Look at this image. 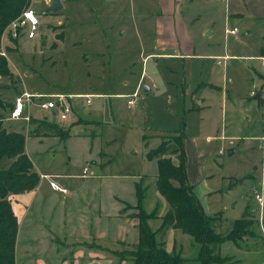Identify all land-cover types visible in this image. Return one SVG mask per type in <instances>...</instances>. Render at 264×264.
<instances>
[{
  "label": "rangeland",
  "instance_id": "obj_1",
  "mask_svg": "<svg viewBox=\"0 0 264 264\" xmlns=\"http://www.w3.org/2000/svg\"><path fill=\"white\" fill-rule=\"evenodd\" d=\"M154 2L65 0L54 15L44 13L45 0H31L29 4L41 15L36 37L18 35L12 43L10 23L0 36V55L6 58L11 71V76H0L4 83L0 85L1 99L10 105L22 83L35 90H64L77 96L88 91L130 96L142 66L135 17L142 11L155 10ZM217 3L211 21L214 35L205 37L210 45L206 51L232 57H204L200 62L186 61L184 67L180 62L155 66L149 61L145 63L148 76L142 87L151 91L145 93L141 87L131 108L126 107L125 97L96 98L92 107L88 106L102 116L101 128L88 129L101 133L106 153L100 157L103 165L93 164L87 141L67 138L72 133L71 125L80 119L53 122L66 135L47 137L41 143L33 134L40 122L37 107L32 106L34 116L28 125L3 120L7 131L25 136V152L37 174H64L63 183L75 191L73 196L63 195L52 190L47 180H40L36 201L22 207L20 213L16 209L17 194L9 196L18 221L15 264H132V247L138 240L135 182L157 173L155 159L145 155L143 136L149 138L148 134L156 130H178L163 133L161 141H173L175 135L183 132L188 178L204 212L222 217L218 232L225 233L234 220L247 213L255 215L254 236H248L238 246L224 242L221 255L233 257V264H264V203L256 198L257 193L264 196V66L259 59L264 1L230 0L232 11H244L242 19L234 20H225V6ZM61 20L67 21L66 34L63 41H56L54 33L61 35L65 25ZM233 26L239 29L237 35L225 33L226 28ZM207 31L210 34L211 28ZM122 32L135 34L125 37ZM21 57L28 63L25 67L18 63ZM200 78L204 84L198 87ZM8 111L0 110L5 116ZM156 144L151 141L153 147ZM229 148L235 150L232 156L226 153ZM97 150L93 147L91 154L99 157ZM10 162L3 160L1 166L7 167ZM84 167L88 169L87 177L81 176ZM146 183L142 180V187L149 185ZM153 183L146 192L144 208L151 212L157 207L158 215L148 219L151 228L157 229L168 203ZM122 223L131 231L125 240L116 238L117 227ZM100 229L103 238L96 232ZM42 239H48L49 245L45 253L39 254ZM162 240L165 248L174 249L186 260L184 264H201V246L190 235L168 228Z\"/></svg>",
  "mask_w": 264,
  "mask_h": 264
},
{
  "label": "trees",
  "instance_id": "obj_2",
  "mask_svg": "<svg viewBox=\"0 0 264 264\" xmlns=\"http://www.w3.org/2000/svg\"><path fill=\"white\" fill-rule=\"evenodd\" d=\"M29 2L30 0H0V36L9 23L18 19L22 11L29 6ZM20 34H24L22 29L19 31ZM10 40L12 43L16 42V38L11 37ZM0 76H11L7 60L1 55ZM6 108L11 110L0 97V110ZM5 118L7 116L0 112V264H15L18 221L9 196L33 190L38 185L40 177L33 170L32 162L25 152V136L19 132L7 131L2 126ZM36 128L35 135L41 132L58 137L66 135L59 126L45 119H41ZM174 137L173 141H161L155 149L147 153L149 159H156L157 175L154 187L168 203V209L161 217V224L157 229H152L148 223V219L155 217V214L158 215L157 207L151 212L144 208L149 185L142 187V180L135 183L137 213L134 217L137 218L138 240L132 247L130 261L132 264H184L186 260L178 253H174V249L167 251L162 240L168 228H176L200 244L198 260L201 264H233L231 261L233 257L221 255V245L230 241L238 246L239 242L248 236H254L252 226L256 217L253 213H247L242 218L234 220L225 233L218 232L216 229L220 226L222 217L208 216L204 212L188 182L185 136L180 132ZM3 160L11 162L7 167H3L1 166Z\"/></svg>",
  "mask_w": 264,
  "mask_h": 264
},
{
  "label": "crops",
  "instance_id": "obj_3",
  "mask_svg": "<svg viewBox=\"0 0 264 264\" xmlns=\"http://www.w3.org/2000/svg\"><path fill=\"white\" fill-rule=\"evenodd\" d=\"M218 1L220 3H223L225 6V9H224V15H225L224 19L225 20L242 19L244 17V11H242L241 9L235 8L234 11L231 10L230 0H155V2L153 3V5L156 6L155 10L149 9L146 12L142 11L141 15L135 17V23H137V27H138L137 32L139 34V38H138L137 43H138V47H139V54L142 57V66H141V71H140V74L138 75V79L136 81L134 90H138V92H139L140 88L142 87V84L144 83L145 77L148 76L147 75L148 71L144 67H145V63H148L149 61H151L153 63V65H155V66L159 65L163 62H180L181 65L184 67L186 61L200 62L199 60H201L204 57L213 58L215 60L224 59V58L229 59L230 57H232V55H230V54H222V53L206 51V49H208V47H210V45L206 43L205 37L208 38L209 36L214 35L213 22H211V21L214 17V12H215L214 6H218V3H217ZM250 1L255 2L257 0H250ZM262 1H264V0H261V3H262ZM45 2H48V0H45ZM61 2L63 3V6H64L65 0H61ZM59 12H57L56 14H58ZM36 14L38 16V25H37V32H38L39 26H40L41 15H40V13H37V12H36ZM49 14H53V13H49ZM56 14H54V15H56ZM59 20L60 19L58 18V21ZM62 22H64V24H65L64 29L62 30L63 33H61V35H59V36L56 33H54L56 41H63L64 36L66 34L65 30L67 27L66 26L67 21H62ZM208 27L211 28L210 34H207L208 33V31H207ZM233 27H236V26H233ZM133 32L136 33V30ZM135 33L131 34L130 32L129 33L122 32L123 36H125V37L132 36ZM237 34H230V35H237ZM25 37H27V36L25 35ZM56 41L52 44L53 47L56 46V44H57ZM44 43H45L44 44V46H45L47 43H46V41ZM41 46H43V45H41ZM98 51L96 52L97 54H99ZM21 53H22V51H21ZM84 55H85V59H87L86 53ZM262 56H264V33L262 36ZM18 63L20 64V67H25L26 65H28V63L24 62L23 57H21V61L20 62L18 61ZM263 66H264V64H263ZM165 67L167 70L171 71V68L169 66H165ZM16 70L19 74V65L16 66ZM152 71H155V68H153ZM152 71L150 72V75L153 77V75L151 74ZM151 76H149V77L151 78ZM149 80H152V78ZM1 83H3V82H1ZM24 84L25 83H22L23 86L21 89H19V92L25 90V91H28L30 93H41V94H51V93H63V94H70V95L77 94V93H68L64 90H50V91H44L41 89L35 90V88H29L26 84H25L26 86H24ZM181 84L183 85V88H184V86L186 85L184 77H183V83H181ZM203 84H204V81H202V79L200 78L197 86L201 87ZM207 84L210 86L211 85L216 86V85H213L211 82H208ZM162 87H164V86H162ZM187 88L190 89L191 87L188 85ZM150 91L151 90L146 91L145 93L150 92ZM19 92H17L16 95ZM87 94L91 95V102L89 104L85 103V99L78 98L79 96L75 97L72 100L73 101L72 113L70 114L69 119L66 122H75L77 119H80V120L71 125L72 133H71V136H69L67 138L87 141L90 144L88 156L90 157V159H92L93 164L103 165V163H101V159H102V156H104V155L106 156V153L104 152V149L102 148L104 141L102 139L101 133L96 132L95 129H91V128H90L91 130L88 129V127H92V126H96V127L101 128L102 116L97 109H95V108L89 109L88 106L92 107L93 102H94V100H96V98H99V99H101V98L111 99L113 97H123V98L125 97L126 99H128V98L126 96H124L126 94H123V93H109V92H107V93H96L95 91H88L86 93V95ZM194 95L195 94L192 93V98ZM75 96H77V95H75ZM14 99H15V97H14ZM77 100H79V101H77ZM198 102L200 103V105L202 104L200 99L198 100ZM9 104H10L9 105L10 109H12L14 107V100ZM126 107L131 108V107L127 106V103H126ZM198 107H200V106H198ZM33 116L34 115L32 114V109H31V117L28 121H25V120H9V119H6V120H8V121H22L23 123H26L28 125L29 122L32 121L31 118ZM36 116H38V118L40 120L45 119L50 123L58 122V119L55 116V113L53 111L47 112V113L46 112L45 113L40 112V114L36 115ZM58 123H60V122H58ZM35 126H37V125H35ZM36 130H37V128L35 127V129L33 131L34 135H35ZM174 131H178V130H174ZM174 131H162V130L152 131V133L148 134V135H150V136H148L149 138H147L146 134H145L143 136V140L145 139L144 140V147L146 149L145 155L151 149H153L159 145V143L161 142L160 137L163 133L174 132ZM35 136H36L35 138L39 139L38 142H40V143H41L42 139H45L47 137H51V138H57L58 137V136H54V135L44 133V132H41L39 135H35ZM58 138H60V137H58ZM153 140H155V143H157L156 146H154V147H153V145H151V141H153ZM96 146L99 148H96ZM93 147H95V149H98L96 154H98L99 157H96L95 154H91ZM100 157H101V159H100ZM186 159H187V157H186ZM155 161H156V159H155ZM33 170H34V166H33ZM186 173H187V166H186ZM38 175L40 177V180H45V181L47 179L42 178V175H48L51 180L57 182L59 185L65 187L68 190V193L66 195H68V196H73V194L75 195V191L72 189L69 190V188L67 186H65V184L63 183L64 182L63 180L66 178V175L58 174V173H47V172H41V173H38ZM87 175H88V173H87ZM87 175H86V177H87ZM156 175H157V173L152 174V175H144L141 178V180L147 182L146 183L147 185H148V183L150 185V182L151 181L153 182L155 180ZM95 177L102 179L103 175H100V176L95 175ZM187 178H188V175H187ZM40 180H39V183H40ZM148 181H150V182H148ZM188 182L190 183L189 178H188ZM39 183L35 189H33L29 192H25V193L16 195V198L18 201L16 209L19 211V213H20L22 207L24 208L25 205H27L29 203L34 204V202L36 201L38 194H39V191H38L39 190L38 189ZM192 190H193V187H192ZM118 198L125 201L124 199H122L120 197H118ZM69 200H71V198ZM131 225L129 223V226H131ZM133 227H136V225H133ZM97 228H98V226L96 227V229ZM117 228H118L117 229L118 231L116 232V234H117L116 238L117 239L125 240L129 235H131L130 229L129 228L127 229L125 224L122 223V224L118 225ZM96 232L98 233V236L101 235L102 238L104 237V234L102 233L101 229H100V231L97 230ZM135 238L137 239V235ZM166 250L171 251L172 248L171 249L166 248Z\"/></svg>",
  "mask_w": 264,
  "mask_h": 264
},
{
  "label": "built area",
  "instance_id": "obj_4",
  "mask_svg": "<svg viewBox=\"0 0 264 264\" xmlns=\"http://www.w3.org/2000/svg\"><path fill=\"white\" fill-rule=\"evenodd\" d=\"M31 1V0H30ZM38 16L36 11L31 7V3L27 8H25L19 15L18 19L10 24V35L13 38H17L20 29L24 30L27 38H34L37 33ZM19 28V30H18ZM239 29L226 28L225 33L237 34ZM262 63L264 64V56L260 57ZM138 95V90H135L133 94L127 98V106L131 107L134 103L135 98ZM75 95L63 94V93H51V94H41V93H30L28 91L19 92L14 99V107L10 110L6 119L9 120H25L28 121L31 117L32 106L38 108L41 113L54 112L58 121L66 122L72 113L73 99ZM78 98L85 99V103L89 104L91 102V95H83ZM88 173L87 167L83 168L82 177H86ZM42 178L48 180L49 186L52 190L60 192L62 194H67L68 190L59 185L57 182L51 180L48 175H42ZM256 198L259 203H264L263 194H256Z\"/></svg>",
  "mask_w": 264,
  "mask_h": 264
},
{
  "label": "water",
  "instance_id": "obj_5",
  "mask_svg": "<svg viewBox=\"0 0 264 264\" xmlns=\"http://www.w3.org/2000/svg\"><path fill=\"white\" fill-rule=\"evenodd\" d=\"M62 9V2L61 0H48L47 6L44 9V13H53L56 14ZM3 83L0 82V85ZM149 87L143 86L142 91L146 92L149 91ZM235 150L233 148H229L226 150V153H228L229 156H232L234 154ZM49 242L48 239H42L40 241V249L38 251L39 254L45 253L46 249L48 248Z\"/></svg>",
  "mask_w": 264,
  "mask_h": 264
}]
</instances>
